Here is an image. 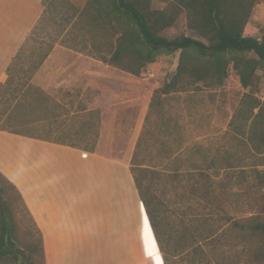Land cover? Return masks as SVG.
Masks as SVG:
<instances>
[{
    "label": "trees",
    "instance_id": "trees-1",
    "mask_svg": "<svg viewBox=\"0 0 264 264\" xmlns=\"http://www.w3.org/2000/svg\"><path fill=\"white\" fill-rule=\"evenodd\" d=\"M41 1L45 8V1ZM152 2L84 0L75 14L66 19L69 28L63 32L62 38L70 35L77 26L84 25L92 35L88 38L89 42L84 43L83 52L133 76H139L162 54H178L173 74L152 93L130 161V175L162 264H169L173 258L201 242H205L212 253L240 248L247 253L251 263L264 264V213L245 217L230 213L222 206V201L214 197L210 177L199 168L198 176L204 181L197 184V190L205 194L207 208L203 217L214 218V222L209 220L195 229L190 225H183L176 231L170 228L160 209V201L151 188L156 182L170 178L176 180L182 190L185 189L180 169L166 174L159 169L167 162L176 163L182 144L166 150V157L161 163L145 165L139 160L147 149L152 131L165 122L166 96L201 87H220L230 70L237 75L241 87L248 90L233 113L230 125L238 132L249 121L251 130L264 127V97L261 100L256 96L259 87H264V28L259 30L258 36H253L251 21L260 0H170L162 9L153 8ZM41 20L42 16L7 67L5 84L0 85V96H4L5 92L11 96L7 100L11 105L8 109L15 108L26 99H41L42 92L29 84L52 48V44L43 46V43L37 45L32 41L34 30ZM30 42L33 44L28 46ZM8 111L6 109L0 119L4 115L8 119ZM0 130L7 129L0 127ZM27 137L89 152L94 149L80 148L75 142L52 139L50 136ZM259 139L264 142V131ZM15 146L20 157L37 155L58 160L63 170H68L70 155L64 151L27 141L17 142ZM216 154L207 163L206 170L218 168ZM187 236L192 241L186 240ZM0 264H46L42 233L18 189L1 172Z\"/></svg>",
    "mask_w": 264,
    "mask_h": 264
},
{
    "label": "crops",
    "instance_id": "crops-1",
    "mask_svg": "<svg viewBox=\"0 0 264 264\" xmlns=\"http://www.w3.org/2000/svg\"><path fill=\"white\" fill-rule=\"evenodd\" d=\"M43 10L41 0H0V85L5 84L7 67ZM83 51L72 45L52 46L29 82L42 92L44 109L25 124L44 125L50 132L61 130L71 117L65 120L68 116L59 109L63 99L71 98L75 105L69 116L99 117L83 121L81 129L71 128L97 133L88 147H94L93 151L85 154L66 146L70 158L68 170H63L58 160L20 157L15 151L17 142L40 143L0 130V172L18 189L42 233L46 264H143L136 249L146 225L154 239L126 171L139 135L128 160L111 158L109 133L119 131L114 124L121 121L115 114L109 119L107 109L117 93L125 99V107L135 106L145 95V106L139 110L142 130L154 89L146 87L139 76L107 66ZM14 112L13 108L7 112L9 118ZM46 145L51 149L57 144ZM146 264L152 263L147 260Z\"/></svg>",
    "mask_w": 264,
    "mask_h": 264
},
{
    "label": "rangeland",
    "instance_id": "rangeland-1",
    "mask_svg": "<svg viewBox=\"0 0 264 264\" xmlns=\"http://www.w3.org/2000/svg\"><path fill=\"white\" fill-rule=\"evenodd\" d=\"M44 1L42 20L34 30L32 41H35L37 45L43 43V46L64 43L79 49L83 48L92 35L84 25L74 28L70 35L63 38L62 35L69 28L66 19L75 14L74 12L83 5L84 0ZM169 2L170 0H153L152 7L162 9ZM251 21L254 28L252 35L258 36L259 30L264 28V0H260L255 7ZM182 28L184 30V25ZM32 44L30 42L28 46ZM177 58V53L158 56L155 62L147 65L139 75L143 79L144 85L154 90L159 88L163 81L173 74ZM117 73L120 75L121 72L117 70ZM8 93L5 92L4 96H0V115L6 109L7 111L11 110L8 109L11 106L7 101L11 99ZM246 93L248 90L241 87L237 75L233 70H230L228 78L220 87H201L199 90L175 93L165 97V122L156 126L152 131L147 149L139 157V160L145 165L161 163L166 157V150L175 149L182 144V150L175 159L176 163L174 161L167 162L159 169L165 174L174 169H180L181 175L184 176L185 189L182 190L178 182L170 178L156 182L151 188V192L158 197L160 209L172 230H179L183 225H188V227L190 225L195 229L201 223L209 220L211 223L214 222V218L203 217L207 213L204 199L206 196L197 190V184L204 181L202 177L198 176V168L210 177L214 197L221 200L222 206L230 213L237 217L264 213V142L259 139L264 127L251 130L249 121L238 132L234 126L230 125L232 115ZM256 96L263 99V85L259 87ZM124 101L121 94L117 93L108 105L109 119L115 114V119L120 120L121 124H114L115 127H119V131L109 133L113 138V144L110 150H106H109L108 154L111 158L128 160L141 131L139 110L145 106V95L140 97L133 107H125ZM74 105L75 101L71 98L63 99L59 112L68 116L64 118L65 120L70 119L69 117L72 120L70 119L69 124L61 130L50 132L44 125L25 124L29 119H37L44 109L42 107L45 106V103L35 99H26L19 103L13 108L15 112L11 118L7 119L5 115L1 117L0 127H4L9 132L22 133L26 135L25 138L37 141L44 147H47L46 143L49 142L27 136H50L52 139L75 142L82 148H88L93 144L92 133H87L84 130L76 132L73 129H81L83 121L89 123L97 121L99 117L69 116L73 112ZM97 113L100 114V111L97 110ZM71 128L73 129L71 130ZM15 148L18 147L15 146ZM51 149L66 153L69 151L66 146L58 144ZM78 150L85 154L88 153L85 150ZM215 153H217L218 168L206 170L207 163ZM130 166L127 164L126 168L129 177H131ZM185 239L189 242L192 241L190 236ZM136 253L144 260L143 264H146L147 260L152 264H162L161 255L158 253L154 241L150 239L147 225L142 240L137 243ZM169 264L254 263L250 262L247 253L240 248L218 250L212 253L210 247L205 242H201L195 244L188 252L173 258Z\"/></svg>",
    "mask_w": 264,
    "mask_h": 264
}]
</instances>
